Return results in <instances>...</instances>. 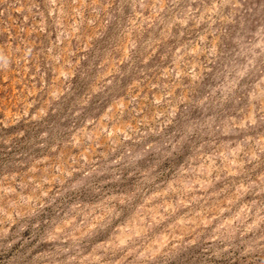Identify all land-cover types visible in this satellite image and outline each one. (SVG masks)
Masks as SVG:
<instances>
[{"label":"rangeland","instance_id":"obj_1","mask_svg":"<svg viewBox=\"0 0 264 264\" xmlns=\"http://www.w3.org/2000/svg\"><path fill=\"white\" fill-rule=\"evenodd\" d=\"M0 55V264H264V0H0Z\"/></svg>","mask_w":264,"mask_h":264},{"label":"clouds","instance_id":"obj_2","mask_svg":"<svg viewBox=\"0 0 264 264\" xmlns=\"http://www.w3.org/2000/svg\"><path fill=\"white\" fill-rule=\"evenodd\" d=\"M0 61H2V63H0V67H7L8 61L6 57L0 55Z\"/></svg>","mask_w":264,"mask_h":264}]
</instances>
